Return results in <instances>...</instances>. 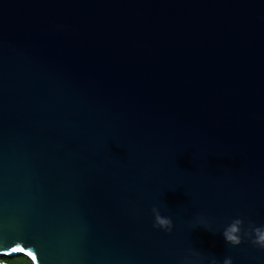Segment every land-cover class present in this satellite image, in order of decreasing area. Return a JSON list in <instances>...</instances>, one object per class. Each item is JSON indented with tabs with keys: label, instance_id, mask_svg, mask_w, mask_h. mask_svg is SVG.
Here are the masks:
<instances>
[{
	"label": "water",
	"instance_id": "95a60500",
	"mask_svg": "<svg viewBox=\"0 0 264 264\" xmlns=\"http://www.w3.org/2000/svg\"><path fill=\"white\" fill-rule=\"evenodd\" d=\"M255 228L264 0H0V257L264 264Z\"/></svg>",
	"mask_w": 264,
	"mask_h": 264
},
{
	"label": "clouds",
	"instance_id": "9594fccd",
	"mask_svg": "<svg viewBox=\"0 0 264 264\" xmlns=\"http://www.w3.org/2000/svg\"><path fill=\"white\" fill-rule=\"evenodd\" d=\"M153 212L155 214V226L171 230L172 222L168 218H164L160 215L157 209L153 208ZM241 224L242 221L237 219L235 220L224 232L223 237L226 242L232 245H239L241 243ZM255 239L253 240V244L258 245L261 248H264V228H255ZM223 264H232L231 258H226L223 261Z\"/></svg>",
	"mask_w": 264,
	"mask_h": 264
},
{
	"label": "crops",
	"instance_id": "0c3cea01",
	"mask_svg": "<svg viewBox=\"0 0 264 264\" xmlns=\"http://www.w3.org/2000/svg\"><path fill=\"white\" fill-rule=\"evenodd\" d=\"M18 256L11 257V260L8 261V264H32V262L27 257L22 256L23 258H18Z\"/></svg>",
	"mask_w": 264,
	"mask_h": 264
},
{
	"label": "built area",
	"instance_id": "2783aa9c",
	"mask_svg": "<svg viewBox=\"0 0 264 264\" xmlns=\"http://www.w3.org/2000/svg\"><path fill=\"white\" fill-rule=\"evenodd\" d=\"M0 264H8L6 258L0 257Z\"/></svg>",
	"mask_w": 264,
	"mask_h": 264
},
{
	"label": "rangeland",
	"instance_id": "374dc122",
	"mask_svg": "<svg viewBox=\"0 0 264 264\" xmlns=\"http://www.w3.org/2000/svg\"><path fill=\"white\" fill-rule=\"evenodd\" d=\"M18 258H23V257L22 256H18ZM6 260L9 261V260H11V258H6Z\"/></svg>",
	"mask_w": 264,
	"mask_h": 264
},
{
	"label": "trees",
	"instance_id": "16d2710c",
	"mask_svg": "<svg viewBox=\"0 0 264 264\" xmlns=\"http://www.w3.org/2000/svg\"><path fill=\"white\" fill-rule=\"evenodd\" d=\"M19 256H23V255H19ZM26 257V256H25ZM30 260V259H29Z\"/></svg>",
	"mask_w": 264,
	"mask_h": 264
}]
</instances>
